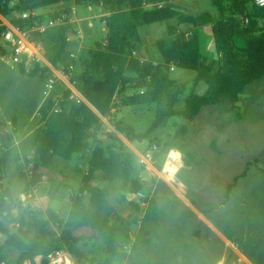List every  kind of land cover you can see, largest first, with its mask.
<instances>
[{
  "label": "trees",
  "instance_id": "trees-1",
  "mask_svg": "<svg viewBox=\"0 0 264 264\" xmlns=\"http://www.w3.org/2000/svg\"><path fill=\"white\" fill-rule=\"evenodd\" d=\"M172 1L175 0H0L3 16L61 3L66 5L63 9L66 13L70 3L96 6L102 11L107 30L103 42H97L83 52L80 57L82 72L73 80L90 105L69 101L70 93L65 91L63 101L57 104L60 111L55 112V103L48 99L41 107L43 127L34 136V167L26 191L40 188L43 183L40 169L53 171L56 158L72 161L90 156L88 171L79 190L70 196L69 219H61L50 208L32 211L31 220H17V232H11L6 222L15 220V205L10 190L1 183L4 164L0 158V234L6 236L5 247L18 251L15 264H34L38 257L43 258L41 264H49V256L62 252L73 257L76 264H110L112 259L124 256L123 243L138 223L139 215L144 213L145 226L156 220L160 206L152 196L147 199L145 208L130 202L135 211L133 219L124 218L117 211L116 204L128 202L129 195L144 192L148 184L140 175H135L133 153L119 136L110 137L108 142L102 140L108 125L131 143L143 142L166 119L181 117L193 121L204 107L224 103L235 109L246 87L264 78V6H256L254 0H211L215 15L210 12L192 15L176 10ZM146 2H164L165 5L160 9H147ZM44 19L41 16L37 20ZM246 19L248 23H245ZM173 20H177L178 25L192 26V35L186 37L177 33L178 27L168 26L167 36L155 43L162 60L141 62L138 53L142 44L141 29ZM14 23L30 28L35 20L15 19ZM205 26L211 28L216 55L213 58L206 57L203 52L201 29ZM71 30L75 32L71 26L60 28L58 46L46 53L51 64L68 72L66 34ZM46 35L48 33L42 36ZM134 52L138 57L133 56ZM171 66L196 73L193 89L187 96V84L171 79ZM44 72L42 69L29 76L41 75L45 80ZM201 83L207 90L200 95L196 88ZM131 92L133 94L129 95ZM114 97L120 106L112 114ZM180 103H183L182 110L177 109ZM145 104L158 105L156 118L146 132L138 133L124 119H117L122 107ZM176 149L184 154L181 147ZM245 174L244 171L228 185L227 198ZM27 177L26 172L21 173L23 180ZM48 183V193L54 199L64 182L53 178ZM81 228L90 229L93 235L75 236L74 232ZM96 238L104 242V263L84 253L87 243ZM136 249L135 244L133 251Z\"/></svg>",
  "mask_w": 264,
  "mask_h": 264
},
{
  "label": "rangeland",
  "instance_id": "rangeland-1",
  "mask_svg": "<svg viewBox=\"0 0 264 264\" xmlns=\"http://www.w3.org/2000/svg\"><path fill=\"white\" fill-rule=\"evenodd\" d=\"M171 3L176 10L186 14H216L211 0H175ZM68 7L76 8L78 29L84 38L81 47L78 45V50H75L77 58L71 73L73 81L82 72L81 55L95 43L103 42L107 30L99 7L77 6L74 3L68 4ZM89 23H92L91 27ZM170 25L182 32L193 31L192 26L178 25L177 20L143 27L142 44L138 51L141 57L156 62L162 60L155 43L167 36ZM201 31L204 55L213 58L216 55L211 28L205 26ZM66 36H72L74 43L78 44L74 33L68 31ZM34 38L45 54L58 46L46 36L35 35ZM57 38L59 42V34ZM69 54L70 51L66 53V59ZM170 77L179 84H187V96L193 89L192 81L196 73L175 68ZM44 82L41 75L26 76L0 65V122L11 121L13 124L8 132L0 134L3 186L10 190L15 205V220H9L6 225L13 233L17 232V220L23 218L30 221L32 211L50 208L65 219L71 206L70 196L79 190L88 171L90 156L72 161L56 158L53 171L40 169L44 182L40 188L26 191L21 173L30 172L34 167V136L43 127L41 107L48 100ZM206 90L207 86L201 83L196 93L201 95ZM65 91L64 84L56 85L55 93L63 95ZM177 109L182 110L183 103ZM157 110L156 104L122 107L117 119H124L138 133H144L154 122ZM104 121L107 123L106 119ZM183 128L185 130L181 133ZM112 136H119L133 153L136 176L141 177L146 169L140 155L147 153L155 159L153 166L157 171L162 168L166 153L176 147L183 149L184 162L188 163L185 162L186 167L177 176L186 188L183 192L172 189L165 182L163 184L157 175L151 177L148 188L142 193L148 200L156 194L161 206L158 217L143 229L141 224L133 226L132 233L139 237L136 251L133 248L125 251L124 256L112 259L110 264H264V78L246 87L235 109L224 103L204 107L193 121L181 117L166 119L143 142L131 143L108 125L102 140L108 142ZM153 143L158 146L156 151L150 150ZM244 171L245 176L238 179L227 198L228 185ZM49 177L64 182L58 194L63 201L59 207H54L58 202L48 194ZM142 201V198L128 197V202L116 204L117 211L124 218H133L135 212L131 204L141 207ZM75 234L93 235L87 228L76 230ZM5 240L6 236L0 234V256L15 264L19 253L5 247ZM84 253L104 263V242L99 238L89 241ZM52 264L76 262L68 253L62 252L55 256Z\"/></svg>",
  "mask_w": 264,
  "mask_h": 264
},
{
  "label": "built area",
  "instance_id": "built-area-1",
  "mask_svg": "<svg viewBox=\"0 0 264 264\" xmlns=\"http://www.w3.org/2000/svg\"><path fill=\"white\" fill-rule=\"evenodd\" d=\"M254 4L259 7L264 6V0H254ZM165 5L164 2L156 3H145L147 9L151 8H163ZM42 15L38 13V10L31 12H22V13H13L11 16H3L0 14V65L8 67L13 70L22 72V74L29 76L35 71L45 70V82L44 90L46 94V99H51L55 103L54 111L59 112L60 108L57 104L63 101V95H58L55 93V87L57 84L62 83L66 86V90L69 91L68 100L76 102L78 104L84 103L90 105L83 94L78 90L74 81H72L71 73L75 67V60L77 54L75 52H70L69 57L65 59V64L70 69V72L66 71L63 67H56L51 64L46 54L40 48V46L34 41V36H42L46 34L53 28H62L65 26H71L72 31L75 37L78 39V42L81 44L83 41V35L78 29V18L76 8H70L68 13L61 10L60 12L53 13L51 16L45 18L42 21H38ZM15 19L20 20H35V23L30 28L20 26L14 23ZM245 23H248V20H245ZM178 34H185L186 37L192 35V31L182 32L181 30L177 31ZM74 38L72 36L66 37V42L68 44L72 43ZM134 57H138L137 52L133 53ZM141 62L147 61V59L141 57L139 58ZM171 71L175 70L174 66H171ZM120 102L114 97L112 102L113 113H116L119 109ZM13 128L11 121L0 122V134L3 135L4 132H8V129ZM0 147H2L0 141ZM151 151H156L158 149L157 144L150 145ZM140 161L146 166V169L149 171L151 177H156L160 181L165 182L168 186L176 191L183 192L184 185L177 179L178 174L183 170L186 165L182 153L177 149H170L166 153L165 160L163 162L162 168L157 171L153 164L155 159L147 153L146 155H140ZM28 177L23 181L27 183L30 180L32 172H26ZM4 184V180L1 181ZM135 198H142L141 207L145 208L148 205V200L142 192L133 194ZM144 218V213L139 215L138 224H141ZM135 244V235L133 233L129 234V238L126 239V242L123 243L124 249L131 250ZM61 253L51 255L48 257L49 264H52L55 256H59ZM41 260V262H39ZM43 258L38 257L35 259L34 264H41ZM0 264H10L8 261L4 260L0 256ZM28 264H32L28 262Z\"/></svg>",
  "mask_w": 264,
  "mask_h": 264
},
{
  "label": "crops",
  "instance_id": "crops-1",
  "mask_svg": "<svg viewBox=\"0 0 264 264\" xmlns=\"http://www.w3.org/2000/svg\"><path fill=\"white\" fill-rule=\"evenodd\" d=\"M66 5L65 4H63V3H61V4H58V5H54V6H51V7H47V8H43V9H40V10H38V13L40 14V15H42V16H44L45 18H47V17H49V16H51L53 13H56V12H60L61 10H63L64 9V7H65ZM89 26L91 27L92 26V23H89ZM59 30H60V28H58V27H56V28H53V29H51L50 31H48L47 33H48V35H46V38L49 40V41H51L53 44H57L58 43V38H57V34H59ZM71 32H72V30H71ZM41 38H44L45 36H40ZM34 38V37H33ZM34 41L36 42V39L34 38ZM78 45H79V47H81V45H82V43L80 44L79 42H78V44H76V43H74V40H73V42L72 43H70V44H68V46H67V52L68 51H70V52H75L76 54H77V52L75 51L76 49L78 50ZM66 52V53H67ZM146 59V58H145ZM184 158V157H183ZM49 179H53V177H49ZM54 179H56V178H54ZM45 181V180H44ZM58 181H61V180H58ZM44 183V182H43ZM163 184H165L164 182H162ZM64 184V183H63ZM48 186H49V183H48ZM64 186V185H63ZM63 188V187H62ZM185 188V187H184ZM186 189V188H185ZM151 190H155V188H151ZM61 191V190H60ZM49 192V191H48ZM155 192H157V191H155ZM60 193V192H59ZM58 193V194H59ZM49 194V193H48ZM132 196H133V194H132ZM131 195H129L128 197H132ZM153 196H155V198L157 199V197H156V194L155 195H153ZM53 199V198H52ZM55 202H58V204H55L54 205V207H59V204H61V202L63 203V201L61 200V199H59V195H57V197L56 198H54L53 199ZM157 201H158V199H157ZM158 203H159V201H158ZM159 206H160V203H159ZM160 209H161V206H160ZM70 211H71V206H70V208H69V214L67 215V217L65 218V219H63V218H61L58 214V216L61 218V219H63V220H65V221H67L68 219H69V216H70ZM135 212V211H134ZM135 216V215H134ZM134 218V217H133ZM131 216L130 217H128V219H133ZM156 221V220H155ZM151 223H154V221L153 222H151ZM151 223H149V224H147V225H145L144 226V223H143V221L141 222V228L143 229V228H145L146 226H148V225H150ZM139 224L138 223H136V224H134V227H136V226H138ZM82 229V228H81ZM88 229V228H87ZM79 230V229H78ZM90 230V229H89ZM76 232V231H75ZM75 232H74V235L75 236H78L77 234H75ZM131 233H132V231H131ZM79 236H82V235H79ZM138 239H139V237H138V235H136L135 236V244L137 245L138 244ZM134 244V245H135ZM25 264H28V262H26Z\"/></svg>",
  "mask_w": 264,
  "mask_h": 264
},
{
  "label": "water",
  "instance_id": "water-1",
  "mask_svg": "<svg viewBox=\"0 0 264 264\" xmlns=\"http://www.w3.org/2000/svg\"><path fill=\"white\" fill-rule=\"evenodd\" d=\"M141 177L143 178L145 184L148 183V181L151 179V175L147 169H144L141 173ZM132 196V194H131Z\"/></svg>",
  "mask_w": 264,
  "mask_h": 264
}]
</instances>
